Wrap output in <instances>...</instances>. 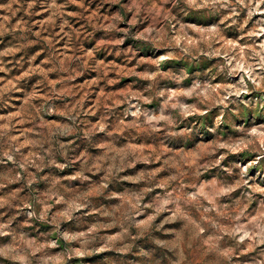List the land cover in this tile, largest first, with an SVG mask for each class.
<instances>
[{
    "label": "rangeland",
    "instance_id": "1",
    "mask_svg": "<svg viewBox=\"0 0 264 264\" xmlns=\"http://www.w3.org/2000/svg\"><path fill=\"white\" fill-rule=\"evenodd\" d=\"M0 264H264V0H0Z\"/></svg>",
    "mask_w": 264,
    "mask_h": 264
}]
</instances>
